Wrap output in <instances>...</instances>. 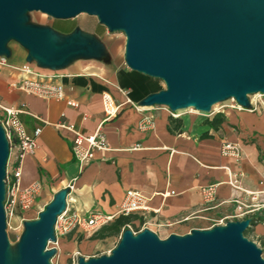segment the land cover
Masks as SVG:
<instances>
[{
    "label": "crops",
    "instance_id": "1",
    "mask_svg": "<svg viewBox=\"0 0 264 264\" xmlns=\"http://www.w3.org/2000/svg\"><path fill=\"white\" fill-rule=\"evenodd\" d=\"M36 25L50 27L58 41L79 32L94 40L97 50L95 55H76L62 66L50 67L32 58L19 41L11 39L7 43L9 65L0 67V105L23 110L19 116L29 134L42 128L37 150L21 160L20 186L25 188L37 181L42 184L34 206L36 214L69 183H74V190L66 204L85 215L114 214L126 191L137 189L151 198V211L134 213L132 228L139 230L147 222L151 230L167 238L173 233L185 235L193 229L211 228L221 219L229 221L236 211V197L242 196L255 206L246 216L252 219L246 231L253 240L264 243V104L237 107L231 102L212 107L206 115L147 105L150 95L165 88L162 79L127 64L126 35L120 40L109 37L104 30L97 32L81 25L67 29L53 17L50 23ZM26 65L34 73L60 83L65 95L46 99L22 90L23 79L31 77L20 70ZM105 93L122 104L118 115L102 127L112 150L97 152L82 166L72 151V134L60 124L74 125L85 134L94 133L105 117ZM217 113H223L225 120L215 129L206 119ZM5 115L0 109V116ZM145 117H151L154 124L141 129L139 123ZM172 117L181 123L172 121ZM225 140L240 145L241 158L221 154ZM232 177L240 188L229 183ZM211 185H216V196L213 202H207L202 188ZM113 222L93 235L78 230L60 237L54 260L64 262L78 251L84 255L91 248H101L103 242L117 240L122 232H107Z\"/></svg>",
    "mask_w": 264,
    "mask_h": 264
},
{
    "label": "water",
    "instance_id": "2",
    "mask_svg": "<svg viewBox=\"0 0 264 264\" xmlns=\"http://www.w3.org/2000/svg\"><path fill=\"white\" fill-rule=\"evenodd\" d=\"M40 11L57 19L96 16L111 31L126 35V61L134 70L165 81L166 89L145 104L176 111H211L228 98L249 105L264 93V0H0V55L19 41L46 66L64 65L76 55H95L96 42L76 32L58 41L50 27L27 23ZM9 143L0 124V264H9L4 209ZM69 189L25 221L17 264H51L54 224L66 207ZM252 219L229 220L208 229L161 238L151 229L126 228L109 255L78 264H264L262 249L245 235Z\"/></svg>",
    "mask_w": 264,
    "mask_h": 264
},
{
    "label": "built area",
    "instance_id": "3",
    "mask_svg": "<svg viewBox=\"0 0 264 264\" xmlns=\"http://www.w3.org/2000/svg\"><path fill=\"white\" fill-rule=\"evenodd\" d=\"M8 65V57L5 54L0 55V67ZM20 70L31 76L23 79L20 85L22 90L46 99L52 97H63L65 95L63 86L60 83L49 80L50 77H45L34 73L28 65L24 66ZM128 101L131 102L130 99H128ZM231 101L233 104L232 106L240 107L235 104V98H231ZM69 103L73 106L78 105L75 101H70ZM103 104L105 117L100 122L97 130L92 134H85L77 129L74 125L67 124L65 122L60 124V127L65 128L72 134V151L76 160L82 166L91 162L95 158L97 152H107L112 150L108 144L105 134L102 132V127L104 122L109 121L118 115L122 104L115 103L113 97L108 93L103 94ZM135 107L139 108V106L136 105ZM0 109L6 113L4 117L0 116V124L5 131V135L9 143V157L6 166V176L4 179V209L6 213L7 226L17 222L18 225L22 226V223L29 220L25 214L28 211L33 210L37 201V197L42 190V184L37 181L25 188L20 186V178L22 175L21 160L24 155L35 153L37 150L38 138L42 132V128H36L34 134L31 135L27 132L25 125L19 116L22 112H24L23 110L5 107L3 105H0ZM173 115L176 116L177 114L173 113ZM84 119H87V116H84ZM153 124L154 120L151 117H145L139 123V128L145 129L147 127L153 126ZM221 154L226 157L239 159L242 157L243 153L242 148L238 143L225 140L221 143ZM229 183L237 189L240 188L237 185V180L234 177L230 178ZM67 188L69 191L66 198H68L71 191L74 190V183H69ZM243 191L248 195L251 194L247 190ZM202 193L204 195L205 201L213 202L216 196V185L203 187ZM150 199L151 198L149 196L140 190L128 189L125 193L122 203L114 214L91 212L85 215L70 207L67 203L65 209L57 216V220L54 224V233L56 239L54 241L50 240L46 248L55 249L56 251L55 255L50 260L51 264H62L58 260H54L58 254L60 237H64L78 230L97 231L105 225L113 222L120 215H130L138 212L147 213L151 211L149 203ZM235 202L236 211L231 216L230 220H240L241 218H246V216L255 210V206L251 203H248L242 198V196H237ZM39 213L40 212L36 214V218H38ZM223 224H226V222L224 219H221L215 225ZM158 225L161 226L162 224ZM126 228L131 229L134 233L140 232L146 228L150 229L147 222L139 230H135L131 225H127V227L123 228L122 233ZM253 241L262 249L264 256V243L256 240ZM79 255H81L79 251L72 254L69 258V263L67 264H78Z\"/></svg>",
    "mask_w": 264,
    "mask_h": 264
},
{
    "label": "rangeland",
    "instance_id": "4",
    "mask_svg": "<svg viewBox=\"0 0 264 264\" xmlns=\"http://www.w3.org/2000/svg\"><path fill=\"white\" fill-rule=\"evenodd\" d=\"M57 19V18H56ZM58 23L60 26H63L64 28H71L73 26L76 25H81L83 27H85L88 30H93V31H97V32H101V30L106 31L107 35L109 37H113L114 39H120V40H124L125 39V33L123 31H110L106 26H101L100 22L98 21V18L96 16L93 15H89V14H80L79 16L72 18V19H57ZM51 22V17L48 16L45 13H42L40 11H34V12H30L27 14V23L29 24H39V23H50ZM106 27V28H105ZM162 86L166 89V83L164 80H162L161 82ZM248 101H249V105L247 106H242L236 99H235V104H237L240 107H250V105H252V103L255 104H264V93L262 92H257V93H253V94H249L248 95ZM231 98L225 99L221 102H218L217 104H215L213 107H216L218 105L221 104H230ZM183 111H195L197 113H201L203 115H206L208 113H210V111L205 112V111H200L197 110L195 107H187V108H183L180 109ZM36 209L34 208L33 210L28 211L25 215L26 217L31 220V217H34L36 215ZM41 212V211H38ZM39 217V216H38ZM24 223H22V226L18 225L17 223H12L10 226H7V235H8V240H9V264H17V261L19 259V244L22 238V235L24 233L25 227H24ZM96 231L94 230H89V231H85L86 234H90L93 235ZM246 236L253 240L251 235L249 233H246ZM120 242V238H118L117 240H114L112 243L111 242H103L100 247H95V248H91L88 252L86 251L84 255H79L78 259L80 257H85V258H91V257H99V256H103V255H109L112 250L118 245V243ZM62 264H67L69 263V260L61 262ZM71 262V261H70Z\"/></svg>",
    "mask_w": 264,
    "mask_h": 264
},
{
    "label": "trees",
    "instance_id": "5",
    "mask_svg": "<svg viewBox=\"0 0 264 264\" xmlns=\"http://www.w3.org/2000/svg\"><path fill=\"white\" fill-rule=\"evenodd\" d=\"M172 121H177L175 117L171 118ZM225 120V116L223 113H217L212 119H206V123L217 129ZM179 123H181V120H178ZM135 215H120L118 216L115 221L108 227V231L110 234L112 233H121L124 227H127V225H131L133 218ZM108 233V234H109ZM247 231H245L246 235ZM106 236V234L102 235Z\"/></svg>",
    "mask_w": 264,
    "mask_h": 264
}]
</instances>
